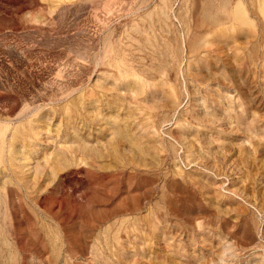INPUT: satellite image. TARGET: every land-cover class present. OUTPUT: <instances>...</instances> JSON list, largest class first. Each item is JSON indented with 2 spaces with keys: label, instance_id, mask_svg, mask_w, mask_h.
Instances as JSON below:
<instances>
[{
  "label": "rangeland",
  "instance_id": "obj_1",
  "mask_svg": "<svg viewBox=\"0 0 264 264\" xmlns=\"http://www.w3.org/2000/svg\"><path fill=\"white\" fill-rule=\"evenodd\" d=\"M0 264H264V0H0Z\"/></svg>",
  "mask_w": 264,
  "mask_h": 264
},
{
  "label": "bare ground",
  "instance_id": "obj_2",
  "mask_svg": "<svg viewBox=\"0 0 264 264\" xmlns=\"http://www.w3.org/2000/svg\"><path fill=\"white\" fill-rule=\"evenodd\" d=\"M236 8V7H235ZM43 126V125H42ZM45 126V125H44ZM37 132H39V133H41L42 131L41 130H37ZM39 133H38V135H39ZM37 135V136H38ZM41 135V134H40ZM38 137H40V136H38ZM36 138V137H35ZM38 139V138H37ZM33 140V139H32ZM40 140H41V138H40ZM31 141V140H30ZM42 142V141H41ZM44 142V141H43ZM30 165V164H29ZM28 168H30V167H28Z\"/></svg>",
  "mask_w": 264,
  "mask_h": 264
}]
</instances>
